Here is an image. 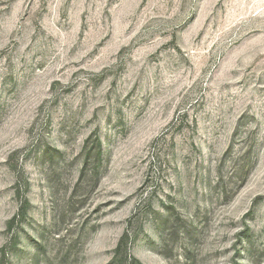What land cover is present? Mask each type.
<instances>
[{"label":"rangeland","instance_id":"1","mask_svg":"<svg viewBox=\"0 0 264 264\" xmlns=\"http://www.w3.org/2000/svg\"><path fill=\"white\" fill-rule=\"evenodd\" d=\"M0 264H264V0H0Z\"/></svg>","mask_w":264,"mask_h":264},{"label":"trees","instance_id":"2","mask_svg":"<svg viewBox=\"0 0 264 264\" xmlns=\"http://www.w3.org/2000/svg\"><path fill=\"white\" fill-rule=\"evenodd\" d=\"M23 204L21 205V207H20V210H19V212H17V215H16V217L17 216H20V217H23V215H24V213H25V210H26V200H25V198H23ZM19 217V218H20ZM125 238V237H124ZM124 238H122L121 240H120V242H119V244H118V249H120L121 248V244H122V242L124 241Z\"/></svg>","mask_w":264,"mask_h":264}]
</instances>
